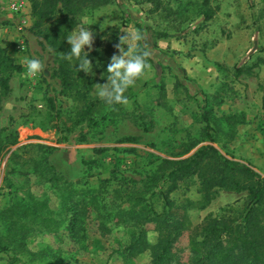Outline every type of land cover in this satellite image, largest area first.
Here are the masks:
<instances>
[{"label": "rangeland", "instance_id": "1", "mask_svg": "<svg viewBox=\"0 0 264 264\" xmlns=\"http://www.w3.org/2000/svg\"><path fill=\"white\" fill-rule=\"evenodd\" d=\"M31 1L0 0V47L20 66L9 75V92L0 102V264H151L153 222L144 226L147 248L132 255L126 249L143 229L138 221L161 213L166 186L160 176L167 168L162 161L187 158L202 146L264 180V0H110L75 17L70 28L59 8L36 23ZM14 3L21 4L17 13L10 9ZM78 25L94 34L85 52L98 44L118 54V37L129 30L140 32V46L151 48V69L126 91L127 105H107L95 95L93 85L107 82L100 61H92L93 75L77 72V59L68 61L74 82L61 84L57 70L65 52L58 44L63 40L70 51L66 37ZM57 28L67 33L52 47L41 34H56ZM150 31L166 37L151 39ZM24 57L39 59L43 71L26 76ZM240 68L250 72L235 75ZM37 145L50 148L47 164L72 188L97 191L116 214L119 223L108 224L107 234L99 235L90 213L78 245L64 222L50 231L30 215L33 203L43 202L53 218H66L60 193L29 162L40 160ZM167 199L182 208L189 227L206 217L240 223L246 211L244 193L217 190L205 200L196 177L178 183ZM23 233L24 248L10 244ZM187 238L181 231L172 264L191 261Z\"/></svg>", "mask_w": 264, "mask_h": 264}, {"label": "trees", "instance_id": "2", "mask_svg": "<svg viewBox=\"0 0 264 264\" xmlns=\"http://www.w3.org/2000/svg\"><path fill=\"white\" fill-rule=\"evenodd\" d=\"M110 0H32L31 10L37 15L36 23L48 20L54 11L59 8L70 18V28L75 17L83 15L89 10L106 5ZM51 30H45L44 36L50 46H56L59 40L64 39L67 29L57 28L56 34L47 35ZM149 37L155 39L165 38L163 33L150 31ZM58 48L65 54L68 48L64 47V41H59ZM61 45V46H60ZM115 53L108 48L95 45V48L88 55L91 61H100L104 65L103 72L107 73V66L110 58ZM84 55L83 53L81 54ZM74 60V59H73ZM72 67L68 60L60 59L58 63L57 77L63 87H70L74 82L71 78ZM20 66L13 63V60L6 54L5 49L0 47V102L9 92L8 79L12 72H19ZM250 68L236 69L235 75L246 74ZM260 109L264 111V85L261 87ZM207 125L204 132L207 131ZM12 144V143H11ZM6 145V144H5ZM4 145H0V154ZM37 153H41L40 160L30 157L34 172L39 174V178L50 183L54 192L60 193V213L66 218L61 221L52 217V213L46 210L43 202L33 203L30 207V215L37 218L42 227L56 230L60 225L65 224L64 230L69 233L71 239L76 244L81 245L84 240V219L90 213H94L96 230L100 236L107 234L113 225H117L119 220L116 214L108 212L107 205L104 204L101 195L95 190H76L64 181L47 164L46 154L50 148L35 146ZM167 165L160 180L165 182L163 191V208L166 214L152 215V221H138V225H143L139 229L137 237L132 240L127 247V251L132 252L137 249H146L145 235L148 229L144 227L148 222L154 223L152 232L156 233V242L150 246L151 264H172L173 246L180 237L181 231L188 232L187 245L191 255L189 264H264V180L247 165L237 164L220 155L212 146L206 145L198 148L191 156L178 161H162ZM11 169L8 173H15ZM190 177H196L199 182V190L203 198L207 200L210 193L217 190L232 193H244L246 197V211L242 222L235 223L229 218L213 217L203 218L196 226L189 227L185 224L184 212L180 206H173L167 199L168 193L178 187V183ZM140 198V197H139ZM136 201H142L140 199ZM148 209V210H146ZM142 209L140 213L150 210V207ZM146 210V211H145ZM152 211V209H151ZM121 212V211H119ZM52 214V215H51ZM113 216H112V215ZM88 217V216H87ZM151 220V219H150ZM112 224V226H108ZM51 231V230H50ZM25 233L20 240L10 241L18 247L24 248ZM4 250L3 245L0 246Z\"/></svg>", "mask_w": 264, "mask_h": 264}, {"label": "clouds", "instance_id": "3", "mask_svg": "<svg viewBox=\"0 0 264 264\" xmlns=\"http://www.w3.org/2000/svg\"><path fill=\"white\" fill-rule=\"evenodd\" d=\"M118 39L119 43L114 46L118 54L110 58L107 66V77L104 78L107 82L93 85L95 95L107 105H127L129 101L125 95L126 91L151 69L148 61L152 56V50L147 44L140 46L139 42L144 39L140 32L125 31ZM66 40L71 46L70 51L66 54L60 53L61 58L68 61L77 59L79 63L78 67L75 66L76 71L93 75L92 61L88 59L89 52H85L86 47L89 51L92 49L93 32L78 25L73 28ZM125 45H127V51H125ZM22 64L26 68V76H36L44 69L42 62L36 58L24 57Z\"/></svg>", "mask_w": 264, "mask_h": 264}, {"label": "built area", "instance_id": "4", "mask_svg": "<svg viewBox=\"0 0 264 264\" xmlns=\"http://www.w3.org/2000/svg\"><path fill=\"white\" fill-rule=\"evenodd\" d=\"M20 8H21V4H19V3H14L13 5H11V12L12 13H17L19 10H20ZM17 48H20L21 50H22V46L20 45V46H17Z\"/></svg>", "mask_w": 264, "mask_h": 264}]
</instances>
